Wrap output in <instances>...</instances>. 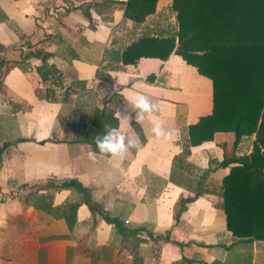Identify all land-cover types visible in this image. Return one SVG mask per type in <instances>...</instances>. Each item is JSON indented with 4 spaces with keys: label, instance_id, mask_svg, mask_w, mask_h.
<instances>
[{
    "label": "crops",
    "instance_id": "obj_1",
    "mask_svg": "<svg viewBox=\"0 0 264 264\" xmlns=\"http://www.w3.org/2000/svg\"><path fill=\"white\" fill-rule=\"evenodd\" d=\"M123 1L0 0V264H264V240L234 237L211 193L222 159L243 155L233 134L180 156L187 127L212 110L211 80L174 53L120 60L139 36L170 30L171 0L139 24ZM136 93L179 140L156 139L148 115L137 122ZM102 108L139 136L123 158L96 147L111 124Z\"/></svg>",
    "mask_w": 264,
    "mask_h": 264
},
{
    "label": "trees",
    "instance_id": "obj_2",
    "mask_svg": "<svg viewBox=\"0 0 264 264\" xmlns=\"http://www.w3.org/2000/svg\"><path fill=\"white\" fill-rule=\"evenodd\" d=\"M156 3L124 0L122 17L139 24L155 12ZM169 7L170 30L139 36L122 50L120 60H164L174 53L211 80L212 110L187 127L180 156L216 132H231L233 147L242 137H252L248 154H231L219 163L229 166L228 172L211 193L221 198L219 207L234 237L264 240V0H171ZM101 119L116 125L104 108Z\"/></svg>",
    "mask_w": 264,
    "mask_h": 264
},
{
    "label": "clouds",
    "instance_id": "obj_3",
    "mask_svg": "<svg viewBox=\"0 0 264 264\" xmlns=\"http://www.w3.org/2000/svg\"><path fill=\"white\" fill-rule=\"evenodd\" d=\"M126 99L136 112L135 119L137 122H142L146 115L152 117L151 132L156 139H162L166 142L180 139L178 129L165 128L163 122L152 115L158 110V105L149 96L136 93L126 97ZM105 127V133L95 138V144L100 154L123 158L131 149L139 147V136L135 133L128 135L111 125ZM95 156L96 153H89L90 159H94Z\"/></svg>",
    "mask_w": 264,
    "mask_h": 264
},
{
    "label": "rangeland",
    "instance_id": "obj_4",
    "mask_svg": "<svg viewBox=\"0 0 264 264\" xmlns=\"http://www.w3.org/2000/svg\"><path fill=\"white\" fill-rule=\"evenodd\" d=\"M251 141L252 137H242L234 151L240 154H248L251 150Z\"/></svg>",
    "mask_w": 264,
    "mask_h": 264
}]
</instances>
